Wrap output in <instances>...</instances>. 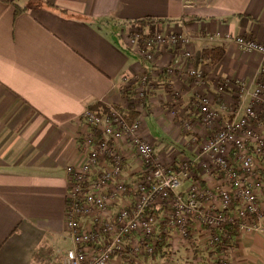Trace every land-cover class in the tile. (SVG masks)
<instances>
[{
    "label": "crops",
    "instance_id": "1",
    "mask_svg": "<svg viewBox=\"0 0 264 264\" xmlns=\"http://www.w3.org/2000/svg\"><path fill=\"white\" fill-rule=\"evenodd\" d=\"M137 27L181 33L192 56L178 59L164 45L154 60L143 61L133 40ZM239 35L264 43V0H196L192 8L183 0H0V264H53L56 258L63 264L60 256L73 247L65 219L68 166L79 157L81 116L94 104L134 106L156 153L164 161L191 158L205 178L189 143L193 133L182 132L178 119L198 115L206 95L217 108L224 101L235 105L237 88L226 98L218 92L223 79L259 75L262 54L243 51ZM210 49L223 51L217 63L204 57ZM193 67L203 70L205 84L186 73ZM135 91L142 96L138 108L130 103ZM127 163V171H139L135 152ZM156 212L161 218L169 208ZM255 222L257 229L234 236L229 264H264V212ZM205 232L195 231L189 247L173 230L155 253L132 252L130 262L202 264L205 258L214 264L219 253L205 247Z\"/></svg>",
    "mask_w": 264,
    "mask_h": 264
},
{
    "label": "built area",
    "instance_id": "2",
    "mask_svg": "<svg viewBox=\"0 0 264 264\" xmlns=\"http://www.w3.org/2000/svg\"><path fill=\"white\" fill-rule=\"evenodd\" d=\"M183 5L195 7L196 0H183ZM132 32L143 61L154 60L164 45L172 46L178 59L192 56L186 46L189 38L181 33H149L143 27ZM235 39L243 51L262 54L259 75L250 81L223 79L218 92L226 98L228 89L237 88L235 105L224 101L217 108L206 95L200 100L198 115L178 119L182 132L193 133L189 143L205 178L190 158H182L180 164L175 159L164 161L144 130L142 115L132 118L127 106L86 108L80 119L79 157L68 166L65 219L73 247L65 252L63 264H109L119 255L121 264H131L132 252L155 253L157 244L172 230L193 247L194 232L199 229L206 231L205 247L222 246L216 261L228 264L231 248L224 243L232 240V231L250 233L258 228L255 221L264 212V43L247 35ZM167 71L174 74L176 67ZM186 73L198 85L205 84L200 68H189ZM148 79L145 73L144 86ZM173 113L179 114L176 107ZM134 152L139 171L132 179L127 159ZM116 203L121 207L113 212ZM165 204L169 212L159 218L156 210Z\"/></svg>",
    "mask_w": 264,
    "mask_h": 264
},
{
    "label": "trees",
    "instance_id": "3",
    "mask_svg": "<svg viewBox=\"0 0 264 264\" xmlns=\"http://www.w3.org/2000/svg\"><path fill=\"white\" fill-rule=\"evenodd\" d=\"M5 1H8V0H5ZM12 1V0H11ZM223 53V51H221L220 49H210V50H206L205 52H204V57H206V58H208V59H211V62L212 63H217L221 58H222V54ZM92 108L93 109H95V110H100V109H107L108 107H107V105H105V104H102V103H97V104H94L93 106H92ZM129 113H130V115H131V117L132 118H135V117H137L138 116V112H135V108H134V106H133V108L131 107V108H129ZM239 234V230L237 229V228H235L233 231H232V240L231 241H228V242H225L224 243V245H226L225 247H228V248H231V250H233L234 248H235V242H234V236H236V235H238ZM164 238V237H163ZM162 238V239H163ZM162 245V243H161V241L157 244V248L159 247V246H161ZM222 246H220V248H221ZM225 247H224V249H225ZM217 249L218 250V252H220V251H222V249ZM214 264H220L219 263V261L217 260ZM228 264H229V262H228Z\"/></svg>",
    "mask_w": 264,
    "mask_h": 264
},
{
    "label": "rangeland",
    "instance_id": "4",
    "mask_svg": "<svg viewBox=\"0 0 264 264\" xmlns=\"http://www.w3.org/2000/svg\"><path fill=\"white\" fill-rule=\"evenodd\" d=\"M141 86L144 87L142 84H141ZM137 92H138V91H135L134 95L132 96V99H133V100H130V103H131L132 101H135V102H133V103H136L140 98L142 99V96H140V94L136 97L135 94H137ZM135 99H136L137 101H136ZM139 106H142V105H139ZM186 134H189V133H186ZM200 139H201V137H200ZM200 142H201V140H200ZM175 158H176V159H175ZM175 158H171V159H175V160H177L178 164H180L182 159H180V158H178V157H175ZM190 159H191V158H190ZM136 175H137V174L134 173V174L130 175V177H131L132 179H134ZM157 216L159 217L158 214H157ZM159 218H160V217H159ZM161 218H162V217H161ZM157 230H158V227H157ZM160 230H161V229H159L158 231H160ZM172 231H173V230H172ZM172 231H171V232H172ZM171 232H170V233H171ZM60 257L63 258L62 256H60ZM203 257H204V256H203ZM55 262H56V263H53V264H61L62 261H61V259L59 260L58 258H56ZM201 263H202V264H207L206 259L203 258V259L201 260ZM48 264H50V263H48Z\"/></svg>",
    "mask_w": 264,
    "mask_h": 264
}]
</instances>
